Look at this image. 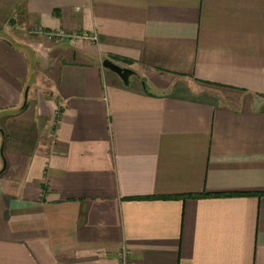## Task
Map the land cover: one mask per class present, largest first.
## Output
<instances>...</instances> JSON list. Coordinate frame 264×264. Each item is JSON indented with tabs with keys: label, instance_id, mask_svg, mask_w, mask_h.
<instances>
[{
	"label": "crops",
	"instance_id": "crops-1",
	"mask_svg": "<svg viewBox=\"0 0 264 264\" xmlns=\"http://www.w3.org/2000/svg\"><path fill=\"white\" fill-rule=\"evenodd\" d=\"M123 248L264 264V0H0V264Z\"/></svg>",
	"mask_w": 264,
	"mask_h": 264
},
{
	"label": "water",
	"instance_id": "water-1",
	"mask_svg": "<svg viewBox=\"0 0 264 264\" xmlns=\"http://www.w3.org/2000/svg\"><path fill=\"white\" fill-rule=\"evenodd\" d=\"M102 66L104 68H107V69L111 70L112 72L116 73L120 77V79L122 80V82L124 84L128 83L129 75H131L133 73V71L130 68L122 67V66L118 65L117 63H115L112 60L107 59V58L102 60ZM2 168H4V162H3Z\"/></svg>",
	"mask_w": 264,
	"mask_h": 264
},
{
	"label": "built area",
	"instance_id": "built-area-1",
	"mask_svg": "<svg viewBox=\"0 0 264 264\" xmlns=\"http://www.w3.org/2000/svg\"><path fill=\"white\" fill-rule=\"evenodd\" d=\"M48 36H54V37L61 39L64 36H66V33L63 30H59V31H56L55 33L48 34ZM79 38L85 39V40L89 39V41H91V42L95 40V37H91V36H88L86 34L74 37V39H79ZM118 264H130V261L128 259V250L127 249L123 248L121 250V252L119 253Z\"/></svg>",
	"mask_w": 264,
	"mask_h": 264
},
{
	"label": "trees",
	"instance_id": "trees-1",
	"mask_svg": "<svg viewBox=\"0 0 264 264\" xmlns=\"http://www.w3.org/2000/svg\"><path fill=\"white\" fill-rule=\"evenodd\" d=\"M193 197H195V196H193Z\"/></svg>",
	"mask_w": 264,
	"mask_h": 264
}]
</instances>
